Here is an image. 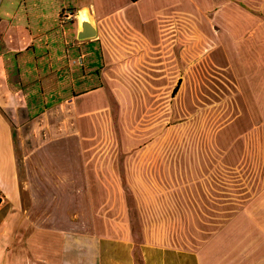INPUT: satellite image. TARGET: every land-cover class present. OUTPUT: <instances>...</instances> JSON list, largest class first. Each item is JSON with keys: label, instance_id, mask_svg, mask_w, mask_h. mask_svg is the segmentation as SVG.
<instances>
[{"label": "crops", "instance_id": "0c3cea01", "mask_svg": "<svg viewBox=\"0 0 264 264\" xmlns=\"http://www.w3.org/2000/svg\"><path fill=\"white\" fill-rule=\"evenodd\" d=\"M0 264H264V0H0Z\"/></svg>", "mask_w": 264, "mask_h": 264}, {"label": "water", "instance_id": "95a60500", "mask_svg": "<svg viewBox=\"0 0 264 264\" xmlns=\"http://www.w3.org/2000/svg\"><path fill=\"white\" fill-rule=\"evenodd\" d=\"M81 30L77 34L79 40L92 38L95 36V29L91 25L88 19H83L80 21Z\"/></svg>", "mask_w": 264, "mask_h": 264}, {"label": "built area", "instance_id": "2783aa9c", "mask_svg": "<svg viewBox=\"0 0 264 264\" xmlns=\"http://www.w3.org/2000/svg\"><path fill=\"white\" fill-rule=\"evenodd\" d=\"M133 1H136V0H133ZM73 16H74V14H73V12L70 11V10H66V11L62 12V17H63L65 20H70Z\"/></svg>", "mask_w": 264, "mask_h": 264}, {"label": "trees", "instance_id": "16d2710c", "mask_svg": "<svg viewBox=\"0 0 264 264\" xmlns=\"http://www.w3.org/2000/svg\"><path fill=\"white\" fill-rule=\"evenodd\" d=\"M177 90V85H176V87L174 88V91H176Z\"/></svg>", "mask_w": 264, "mask_h": 264}]
</instances>
